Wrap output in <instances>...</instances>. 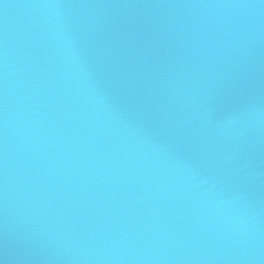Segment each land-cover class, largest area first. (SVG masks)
I'll return each instance as SVG.
<instances>
[{
	"label": "water",
	"instance_id": "95a60500",
	"mask_svg": "<svg viewBox=\"0 0 264 264\" xmlns=\"http://www.w3.org/2000/svg\"><path fill=\"white\" fill-rule=\"evenodd\" d=\"M0 264H264V0H0Z\"/></svg>",
	"mask_w": 264,
	"mask_h": 264
}]
</instances>
